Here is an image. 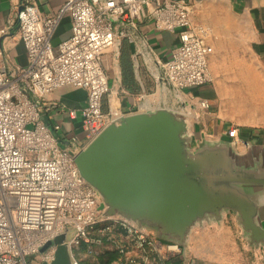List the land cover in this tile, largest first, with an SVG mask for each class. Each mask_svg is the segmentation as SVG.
Masks as SVG:
<instances>
[{
  "label": "built area",
  "instance_id": "built-area-1",
  "mask_svg": "<svg viewBox=\"0 0 264 264\" xmlns=\"http://www.w3.org/2000/svg\"><path fill=\"white\" fill-rule=\"evenodd\" d=\"M64 14L69 35L54 45ZM13 20L26 62L15 67L0 50V264H32L36 253L38 262L52 260L53 247L44 253L39 248L65 229L73 248L87 247L74 264H82L104 238L116 247L93 252L92 264H174L179 245L132 222L100 216L95 192L80 177L74 153L57 134L59 125L44 121L41 102L64 86L84 88L81 125L89 135L98 132L110 119L102 100L109 91L111 48L141 23L177 36L161 63L164 78L179 89L203 86L211 81L207 25L194 20L190 0H65L52 15L42 14L35 0H20ZM199 104L208 106L206 100Z\"/></svg>",
  "mask_w": 264,
  "mask_h": 264
},
{
  "label": "crops",
  "instance_id": "crops-1",
  "mask_svg": "<svg viewBox=\"0 0 264 264\" xmlns=\"http://www.w3.org/2000/svg\"><path fill=\"white\" fill-rule=\"evenodd\" d=\"M35 2L42 14L52 15L65 0ZM19 3L20 0H0V30L5 29L4 33L0 31V50L15 67L26 62L25 48L13 20L14 8ZM191 3L194 20L206 24L208 28L206 40L213 48L208 55L211 81L203 86L177 88L164 78L161 66L178 42L177 36L156 31L149 23L131 28L130 37L118 40L110 51L109 66L106 68L109 91L102 100L103 110L110 115V119L98 132L89 135L81 125L82 109L87 99L84 88L64 86L51 92L41 102L44 121L50 126L59 125L57 134L74 154L86 149L112 122L120 125L121 119L152 111H171L189 118L196 142L201 140L202 134L214 137L225 134L233 138L237 134L240 140L235 141V150L245 154L249 151L248 143L255 139L250 156L254 163H258V171L264 170L261 151L264 146V108L259 107L264 105V17L253 16L221 0H206L200 7L193 0ZM69 27V15L64 14L52 38L54 45L69 35ZM200 100H206L208 106H200ZM260 152L261 158L258 159ZM200 183L202 196L198 198L194 194L188 219L186 215L177 224H163L146 215L158 224L176 227L177 232L186 233L187 261L180 253L173 263L264 264V246L256 250L248 246L231 208L219 222L214 219L198 220L202 216L216 217L212 202L220 204L223 191L232 199L234 190L242 194L238 197L248 200L249 211L262 216L264 197L248 192L243 194L238 189L205 178ZM97 199L99 207L102 199L98 196ZM102 213L103 209H100L101 217L123 220L117 213L109 216ZM115 247L114 240L104 238L96 250L110 252ZM69 248L73 260L74 257L81 258L82 250H87L85 244L78 249L69 244ZM96 250H90L82 264H92L96 259L93 253Z\"/></svg>",
  "mask_w": 264,
  "mask_h": 264
},
{
  "label": "water",
  "instance_id": "water-1",
  "mask_svg": "<svg viewBox=\"0 0 264 264\" xmlns=\"http://www.w3.org/2000/svg\"><path fill=\"white\" fill-rule=\"evenodd\" d=\"M193 1L200 7L206 0ZM221 1L264 17V0ZM119 122L109 124L86 149L74 154L79 175L102 199L98 209H103V216L117 213L124 221H133L138 230L179 245L186 261V233L163 224L189 218L194 194L202 196L201 179L264 197V170L259 172L250 156L255 139L245 154L237 153L234 138L225 134H202L196 142L189 118L171 111H152ZM261 151L264 156V146ZM240 195L234 190L232 199L223 191L220 204L212 202L216 217L198 220L219 222L231 208L241 235L256 250L264 246V216L252 214L250 203ZM69 236L70 230L65 229L41 246L40 253L51 247L54 251L52 260L39 264H74Z\"/></svg>",
  "mask_w": 264,
  "mask_h": 264
},
{
  "label": "rangeland",
  "instance_id": "rangeland-1",
  "mask_svg": "<svg viewBox=\"0 0 264 264\" xmlns=\"http://www.w3.org/2000/svg\"><path fill=\"white\" fill-rule=\"evenodd\" d=\"M190 1L192 2V0H190ZM259 107L263 109L264 108V105H261ZM39 259H40V254L39 253H36L34 255H31L29 260H30V262L32 264H39L40 263V262H38Z\"/></svg>",
  "mask_w": 264,
  "mask_h": 264
}]
</instances>
